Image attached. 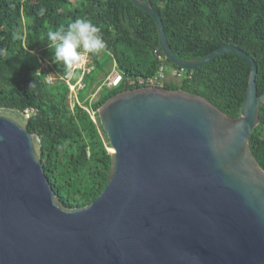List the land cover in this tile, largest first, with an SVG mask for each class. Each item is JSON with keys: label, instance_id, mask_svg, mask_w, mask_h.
<instances>
[{"label": "water", "instance_id": "1", "mask_svg": "<svg viewBox=\"0 0 264 264\" xmlns=\"http://www.w3.org/2000/svg\"><path fill=\"white\" fill-rule=\"evenodd\" d=\"M156 22L173 65L196 70L234 52L249 66L241 115L183 90L132 89L98 110L111 152L107 184L69 209L42 164L30 114L0 108V264H264V169L250 137L260 123L258 66L223 44L182 60L151 0H131Z\"/></svg>", "mask_w": 264, "mask_h": 264}, {"label": "trees", "instance_id": "2", "mask_svg": "<svg viewBox=\"0 0 264 264\" xmlns=\"http://www.w3.org/2000/svg\"><path fill=\"white\" fill-rule=\"evenodd\" d=\"M151 5L182 60L201 59L223 44L234 45L255 60L257 92L264 93V0H151ZM81 18L100 28L107 50L91 55L94 70L79 93L82 105L71 109L68 86L59 79L48 84L40 70L45 61L57 78L67 74L61 62L54 63L48 33ZM158 54L164 55L156 22L131 0H0V108L30 114L28 130L42 139L45 175L65 207H89L105 189L111 146L98 110L131 87L103 86L91 102L85 92L94 83L100 87L114 63L124 77L154 75L161 65ZM165 63L178 69L168 59ZM187 73L189 78L164 88L201 96L226 115L240 117L250 73L242 57L227 52ZM84 106L96 111V122ZM250 145L264 169V105Z\"/></svg>", "mask_w": 264, "mask_h": 264}, {"label": "built area", "instance_id": "3", "mask_svg": "<svg viewBox=\"0 0 264 264\" xmlns=\"http://www.w3.org/2000/svg\"><path fill=\"white\" fill-rule=\"evenodd\" d=\"M158 60L161 65L158 71L149 77L140 76H127L119 72L115 68L109 73V75L104 79L101 84L103 86L113 89L124 84L125 86L131 87V89H145V88H164L165 84L168 83V78L171 76L175 80H182L189 78L187 70L182 68L173 69V72H168L166 65V57L162 54H158ZM94 70V64L92 63L91 55L85 54L82 63L77 66L73 72L74 75H68L57 78L56 75L52 74L50 64L45 61H41V72L45 73V79L48 84L54 83L57 79L64 82L69 88L68 102L71 109H74L76 105H82L79 99V93L86 88V78ZM128 91V90H127ZM94 96H89V101L91 102ZM84 109L88 112L90 117L94 122H96V111H94L91 106H84Z\"/></svg>", "mask_w": 264, "mask_h": 264}, {"label": "clouds", "instance_id": "4", "mask_svg": "<svg viewBox=\"0 0 264 264\" xmlns=\"http://www.w3.org/2000/svg\"><path fill=\"white\" fill-rule=\"evenodd\" d=\"M49 47L53 49L54 63L61 62L68 75L79 66L85 54L99 55L107 50L101 30L91 20L76 19L67 28L48 33ZM34 84L30 85V91Z\"/></svg>", "mask_w": 264, "mask_h": 264}, {"label": "rangeland", "instance_id": "5", "mask_svg": "<svg viewBox=\"0 0 264 264\" xmlns=\"http://www.w3.org/2000/svg\"><path fill=\"white\" fill-rule=\"evenodd\" d=\"M112 68H113V67H112ZM167 70H168V72H173V69L171 68L170 65L167 66ZM180 81H182V80H180ZM180 81L175 80V79L172 78L171 76L168 78V82H169V83H170V82H178V83H180ZM101 89H102L101 86L99 87L96 83H94V84H92L91 87H89L88 90L85 92V96H96L97 93H98ZM102 138H103V140L105 141V137H104L103 134H102ZM111 149H112V147H108V150H109L110 153L112 152Z\"/></svg>", "mask_w": 264, "mask_h": 264}, {"label": "crops", "instance_id": "6", "mask_svg": "<svg viewBox=\"0 0 264 264\" xmlns=\"http://www.w3.org/2000/svg\"><path fill=\"white\" fill-rule=\"evenodd\" d=\"M115 66H116V64L114 63V64H113V68H112V70L115 68ZM112 70H111V71H112ZM51 72H52V74L56 75V74H55V71H53L52 69H51Z\"/></svg>", "mask_w": 264, "mask_h": 264}, {"label": "bare ground", "instance_id": "7", "mask_svg": "<svg viewBox=\"0 0 264 264\" xmlns=\"http://www.w3.org/2000/svg\"><path fill=\"white\" fill-rule=\"evenodd\" d=\"M111 151L113 152V149H111Z\"/></svg>", "mask_w": 264, "mask_h": 264}]
</instances>
